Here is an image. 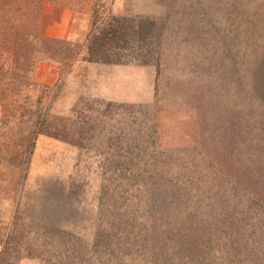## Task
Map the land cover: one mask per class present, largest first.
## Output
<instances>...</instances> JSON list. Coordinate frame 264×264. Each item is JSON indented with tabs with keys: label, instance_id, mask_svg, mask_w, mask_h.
<instances>
[{
	"label": "rangeland",
	"instance_id": "rangeland-1",
	"mask_svg": "<svg viewBox=\"0 0 264 264\" xmlns=\"http://www.w3.org/2000/svg\"><path fill=\"white\" fill-rule=\"evenodd\" d=\"M69 17L24 115L0 103V257L264 264V0H114L122 33L71 66L92 17ZM186 219L201 254L179 251Z\"/></svg>",
	"mask_w": 264,
	"mask_h": 264
},
{
	"label": "trees",
	"instance_id": "trees-1",
	"mask_svg": "<svg viewBox=\"0 0 264 264\" xmlns=\"http://www.w3.org/2000/svg\"><path fill=\"white\" fill-rule=\"evenodd\" d=\"M113 2L114 0H0L1 105L10 95L9 104L16 108L15 114L18 118L23 116L31 99L29 92L31 93L38 84L36 75L42 66V59L56 58L52 52L56 50L50 47L51 43L57 41L44 32L47 25L45 12L47 6L74 13L87 9L91 13L92 26L86 38L87 45L83 51L76 48L69 53L67 60L71 66L83 54L87 56V60L96 62V56L101 54L100 47H103L104 41L110 37L118 38L122 33L123 21L108 17L109 7ZM51 53L52 55H49ZM44 126L45 121L39 120L30 127L29 142L31 140L35 142L40 134L46 132ZM32 152L33 145H28L24 149L23 154L27 162H30ZM166 175L168 172L164 170L158 174V179L164 178L163 182L158 181L160 188L166 183L164 181ZM184 223H188L189 226L185 225L178 234L179 251L188 255L201 254L200 239L208 232L207 226L203 227L202 222L194 223L190 219H186ZM13 261V258L5 257V254L0 257V264H13Z\"/></svg>",
	"mask_w": 264,
	"mask_h": 264
},
{
	"label": "crops",
	"instance_id": "crops-1",
	"mask_svg": "<svg viewBox=\"0 0 264 264\" xmlns=\"http://www.w3.org/2000/svg\"><path fill=\"white\" fill-rule=\"evenodd\" d=\"M67 17H69V22H71L75 18V13L68 10L63 11L58 25L53 30L51 29L52 33H48L46 35L52 36L54 38H66L69 35V27L66 26Z\"/></svg>",
	"mask_w": 264,
	"mask_h": 264
}]
</instances>
